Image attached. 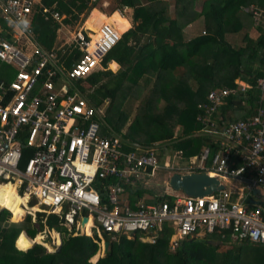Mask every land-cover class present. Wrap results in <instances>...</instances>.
<instances>
[{
  "label": "built area",
  "instance_id": "obj_1",
  "mask_svg": "<svg viewBox=\"0 0 264 264\" xmlns=\"http://www.w3.org/2000/svg\"><path fill=\"white\" fill-rule=\"evenodd\" d=\"M36 13L56 22L59 32L66 29L61 23L64 15L53 5L41 0H0V185L10 184L25 196V204L36 207L43 223L48 215L56 218L62 230L43 224L37 232L41 241L47 237L56 248L66 233L88 235L98 247L105 236L154 243L168 230L169 250L182 239L206 234L216 235L218 242L264 245L260 98L248 117L225 121L220 112L229 96L244 104L251 85L235 78L232 86L205 93L197 103L199 128L192 135L208 140L191 155L173 146L175 133L149 145L101 134L100 123L91 119L97 111L75 81L100 65L121 33L102 21L96 32L73 29L65 42L47 49L36 41L31 28ZM252 16L257 19L259 13L252 10ZM69 48L79 54L66 67L64 55ZM253 86L259 96L264 94V74ZM123 145L130 148L124 150ZM157 171L168 172V179L173 174L206 173L217 177L222 188L196 196L180 190H174L179 194L162 191L155 194L162 198L156 199L133 195Z\"/></svg>",
  "mask_w": 264,
  "mask_h": 264
},
{
  "label": "trees",
  "instance_id": "obj_2",
  "mask_svg": "<svg viewBox=\"0 0 264 264\" xmlns=\"http://www.w3.org/2000/svg\"><path fill=\"white\" fill-rule=\"evenodd\" d=\"M42 2H54V9L64 15V23H72L80 15L83 20L96 4V0ZM123 7L132 9L131 27L121 33L99 66L75 81L97 111L91 119L100 123L101 134H116L128 143L149 145L172 138L177 130L173 146L186 156L194 154L208 140L192 136L199 128L195 120L197 103L209 89L232 86L235 78L251 85V89L244 104L227 98L220 107L224 120L250 116L259 98L264 111V94L259 96L253 86L264 74V0H111L108 4L110 11ZM196 7L199 10L195 12ZM252 10L259 13V18L252 16ZM193 21L198 22V29L185 33V26ZM116 26L121 32L122 24ZM57 27L56 22L44 20L39 13L32 17L35 39L47 49L54 47ZM78 54L75 48L66 49L65 66L69 67ZM109 60L120 67L115 73L106 69ZM82 82L91 90L85 91ZM129 148L123 145L124 150ZM134 193L140 195L141 191L136 189ZM19 205L12 193H5L0 206L9 212L0 209V264H264V245L227 240L212 245L210 240H219L214 234L182 239L169 250L168 230H163L154 243L105 236L108 247L98 258L94 255L98 245L88 235L63 234L60 246L51 252L40 244L23 250L16 247L21 231L34 239L43 224L58 231L61 228L52 215L43 223L42 214L37 213L31 221L32 214H19ZM92 255V260L97 258L94 262L90 261Z\"/></svg>",
  "mask_w": 264,
  "mask_h": 264
},
{
  "label": "crops",
  "instance_id": "obj_3",
  "mask_svg": "<svg viewBox=\"0 0 264 264\" xmlns=\"http://www.w3.org/2000/svg\"><path fill=\"white\" fill-rule=\"evenodd\" d=\"M42 1V0H41ZM98 0H96V3H97ZM169 1V0H168ZM109 2H111V0H101V6L102 7H106L108 6ZM53 5L54 7V2L51 4ZM51 5H48V6H51ZM108 9V10H107ZM107 9L105 10H101L100 8H97L96 7V4H95V7H92L87 15L84 17V19L82 20L83 21V24H82V27L83 29H86V31H91V32H96L97 30V27L98 25L100 24V22L102 21H106V22H110L113 24V26L115 27L116 29V24H119L121 23L122 26H123V29L120 33H122L123 31H125L127 28L131 27L132 25V22H131V12H132V9L129 8V7H123L121 9V11L119 10H114V11H110L109 8L107 7ZM193 9V8H192ZM198 7L194 8L193 11H198ZM124 19L126 21V27H125V24L123 22L120 21V19ZM62 25L64 26V22L62 20ZM193 24V25H192ZM198 25L197 21H193V22H190L188 23L185 28H184V32L185 33H192V29L194 28V25ZM187 27V28H186ZM117 30V29H116ZM55 39L57 38L58 36V27L56 28L55 30ZM55 39H54V45H56L55 43ZM65 42V41H64ZM58 44V43H57ZM60 44V43H59ZM119 65L116 63V61L114 60H109L107 63H106V69L110 70L112 73H115L118 69H119ZM141 191V194L140 195H143L144 197H151L152 195L154 194H158L154 191V187H149V188H143ZM134 193V192H133ZM13 194H15V196L17 195L16 192H14ZM19 195V194H18ZM133 195H136L135 193ZM21 196V195H20ZM138 196V195H137ZM17 197V196H16ZM15 197V198H16ZM23 215V214H22ZM60 227V226H59ZM53 228V227H52ZM61 228V227H60ZM55 229V228H54ZM62 230V228H61ZM24 232V231H23ZM25 233V232H24ZM63 234H66V233H63ZM62 234V235H63ZM36 235V234H35ZM61 235V236H62ZM67 235V234H66ZM39 236V235H38ZM40 238V236H39ZM47 238V237H46ZM54 239V237H53ZM46 241V240H45ZM98 245V244H97ZM60 246V245H59ZM98 249V247H97ZM97 251V250H96ZM102 252V251H101ZM96 255V254H94ZM104 255V254H103ZM93 256V255H92ZM91 256V257H92ZM102 256V254L100 255ZM99 256V257H100ZM98 258V257H97ZM97 258L95 259V261L97 260Z\"/></svg>",
  "mask_w": 264,
  "mask_h": 264
},
{
  "label": "rangeland",
  "instance_id": "obj_4",
  "mask_svg": "<svg viewBox=\"0 0 264 264\" xmlns=\"http://www.w3.org/2000/svg\"><path fill=\"white\" fill-rule=\"evenodd\" d=\"M110 1V0H109ZM101 0H98L97 1V3H96V7L97 8H100L101 10H105V9H107V7L108 6H106V7H102L101 6ZM108 10V9H107ZM120 21L121 22H123L124 24H125V27H126V21L124 20V19H120ZM198 23V22H197ZM64 24V26H65V28L66 29H62L59 33H58V36H57V38L55 39V43H56V45H59V43H62V42H64V41H66L68 38H69V33H71V31L73 30V29H77V28H79V27H82V24H83V21L81 20V15L79 16V18L76 20V21H74V22H72V23H63ZM193 25V24H192ZM115 28V27H114ZM187 28V27H186ZM195 29H198V25L196 24V25H194V28L192 29V31H194ZM118 32V31H117ZM58 43V44H57ZM82 84V86L85 88V91H90L91 89L87 86V84H85L84 82H82L81 83ZM80 94L83 96V93H81L80 92ZM135 104H136V102H134V104H133V106L135 107ZM103 105H105V104H103ZM133 115V111H132V114H131V116ZM130 116V117H131ZM176 132H177V130H175ZM175 132V133H176ZM193 136V135H192ZM168 177H169V173L168 172H166V171H157L156 173H155V175H154V177L152 178V180L150 181V182H145L143 185H142V187L145 189V188H149L150 186H152V187H154V191L156 192V193H161L162 191L163 192H165V193H168V194H179V192H177V191H174L173 189H171L169 186H164L163 185V183L165 182V180L166 179H168ZM261 193H264V189L263 188H261ZM257 197H259V198H262V196H257ZM28 206V205H27ZM29 207V206H28ZM33 207H35V206H33ZM40 207H42V205H40ZM0 208H7V207H2V206H0ZM29 208H32V207H29ZM36 208V207H35ZM9 210H11V209H9ZM29 210V209H28ZM16 213V212H15ZM29 213H31L32 214V212H29ZM32 219V218H31ZM34 220H35V218H33ZM9 220H11L10 219V217H9ZM12 221V220H11ZM21 221V220H20ZM23 221V220H22ZM52 237H54V238H56V235L55 234H53L52 233ZM54 241H55V239H53ZM45 242V244H47V245H42V244H40V243H38V244H40L44 249H45V251L46 252H51V250H54L55 248H53L51 245H50V243H49V240H46V241H44ZM99 245V244H98ZM225 245H223V246H220V248H223ZM19 248V247H18ZM99 248V251H98V249H97V251L95 252V254L97 253V256L99 255H101L102 254V242H101V244H100V246L98 247ZM21 249V248H20ZM93 257V256H92ZM92 257L90 258V261L91 262H94L95 260H92ZM96 259V258H95Z\"/></svg>",
  "mask_w": 264,
  "mask_h": 264
},
{
  "label": "water",
  "instance_id": "obj_5",
  "mask_svg": "<svg viewBox=\"0 0 264 264\" xmlns=\"http://www.w3.org/2000/svg\"><path fill=\"white\" fill-rule=\"evenodd\" d=\"M168 186L173 190H180L185 195L191 196L207 194L222 188V185L219 183V179L217 177L208 175L206 173L173 174L168 179ZM21 232L24 233L23 231ZM209 242L212 245L220 243L215 240H210ZM34 244L38 243L33 242L30 247H32ZM58 247L59 246H57L55 250L58 249ZM107 247L108 241L104 240L102 242V255L106 252Z\"/></svg>",
  "mask_w": 264,
  "mask_h": 264
},
{
  "label": "bare ground",
  "instance_id": "obj_6",
  "mask_svg": "<svg viewBox=\"0 0 264 264\" xmlns=\"http://www.w3.org/2000/svg\"><path fill=\"white\" fill-rule=\"evenodd\" d=\"M116 29L119 32L117 26H116ZM92 36H94V35H92ZM6 192H10V193L13 194L15 192L14 189H13V186L10 185V184H2V185H0V204L4 201V199H5V193ZM13 195L15 196V194H13ZM16 196H15L16 199L20 202V205H19L20 212H19V214H23L24 215L26 213L32 212V216L34 217L36 215V208L35 207L29 208L25 204V196H20L18 194ZM5 209H7V208H5ZM12 220H15V219H12ZM87 225H88V223L86 224V233H88ZM54 239H55V242H56L57 241V238H54ZM33 242H36V243H39L40 242L41 243V239L39 238L38 235L34 239H31L28 236H26L24 233H21L19 235L18 239H17V246L16 247H19V248L25 250L28 247H30ZM45 245H47V244H45Z\"/></svg>",
  "mask_w": 264,
  "mask_h": 264
},
{
  "label": "clouds",
  "instance_id": "obj_7",
  "mask_svg": "<svg viewBox=\"0 0 264 264\" xmlns=\"http://www.w3.org/2000/svg\"><path fill=\"white\" fill-rule=\"evenodd\" d=\"M5 209V208H4ZM7 210V209H6ZM8 211V210H7ZM9 212V211H8ZM56 230V229H55ZM58 231V230H57ZM60 231V230H59ZM37 234V233H36ZM43 242L45 241V240H42Z\"/></svg>",
  "mask_w": 264,
  "mask_h": 264
}]
</instances>
